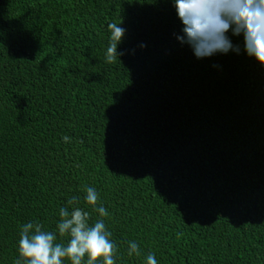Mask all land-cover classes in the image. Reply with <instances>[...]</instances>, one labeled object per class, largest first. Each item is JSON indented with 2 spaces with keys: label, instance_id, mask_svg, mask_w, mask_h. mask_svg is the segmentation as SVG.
Masks as SVG:
<instances>
[{
  "label": "trees",
  "instance_id": "1",
  "mask_svg": "<svg viewBox=\"0 0 264 264\" xmlns=\"http://www.w3.org/2000/svg\"><path fill=\"white\" fill-rule=\"evenodd\" d=\"M182 28L173 0H0V264L29 222L66 245L62 207L104 220L116 264H264V66L231 31L238 53L197 58Z\"/></svg>",
  "mask_w": 264,
  "mask_h": 264
},
{
  "label": "clouds",
  "instance_id": "2",
  "mask_svg": "<svg viewBox=\"0 0 264 264\" xmlns=\"http://www.w3.org/2000/svg\"><path fill=\"white\" fill-rule=\"evenodd\" d=\"M178 18L182 22L183 35L176 39L187 44L197 58L211 57L216 53L239 52L227 33L239 36L243 34L245 51L264 66V0H173ZM123 20L107 25L110 31V43L106 49V62L114 64L124 52H118L126 29L120 27ZM141 49L146 44L139 46ZM135 54V49L132 50ZM121 62V61H120ZM215 67V66H214ZM71 142L70 137H63ZM85 201L101 217H108V210L99 204V194L94 187L85 189ZM69 205L79 204L76 196L68 200ZM99 205V206H98ZM60 222L57 225L60 237H69L67 244L58 243L55 232L44 230L40 223L23 225L19 239V256L14 264H116V245L112 233L103 219L90 224V212L80 207L69 211L62 207L59 211ZM141 255L139 245L129 241L128 255ZM146 264H158L154 254L146 257Z\"/></svg>",
  "mask_w": 264,
  "mask_h": 264
}]
</instances>
